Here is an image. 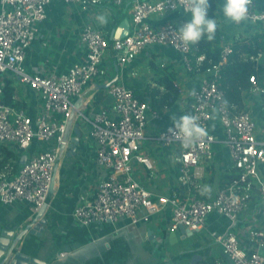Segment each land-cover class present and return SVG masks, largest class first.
I'll use <instances>...</instances> for the list:
<instances>
[{
	"label": "built area",
	"instance_id": "built-area-1",
	"mask_svg": "<svg viewBox=\"0 0 264 264\" xmlns=\"http://www.w3.org/2000/svg\"><path fill=\"white\" fill-rule=\"evenodd\" d=\"M51 1L0 0V146L18 155L16 151L28 150L34 141L44 145L13 178H0V203L27 204L33 214L45 202L75 99L90 85L106 80L105 61L110 46L116 63L123 69L149 47L162 46L179 53L186 71H193L190 45H183L174 35L187 20L164 21L157 27L149 22L151 17L178 11L190 17L185 11V0H133L126 36L114 39L110 45L101 30L84 26L80 60L63 74L56 68L49 75L33 74L26 60ZM102 1L63 0L67 4L93 6ZM122 1L115 0L117 4ZM245 22L254 26V34L264 31V0H252ZM231 51V44L223 46L221 62L205 71V79L190 93L191 102L181 114L196 117L206 135L185 146L182 138L167 133L175 122L172 121L164 123L155 137L158 144L173 153L178 172V183L167 195L152 192L137 178L142 166L153 169L150 159L141 154V147L148 123L160 119L147 101L139 99L130 87L114 84L108 92L110 109L76 111V123L80 130L88 127L97 145L96 163L106 172V176L97 178L91 196L74 208L73 217L80 226L116 224L122 219L137 226L168 209L171 230L183 226L192 233L202 229L207 217L215 213L230 222L228 233H211L213 243L222 248L224 259L195 264H264V224H257V219L264 216V127L249 111L233 113L224 102L225 91L219 79ZM8 79L18 80L26 90L34 92L40 104L38 113L34 115L24 107L4 102ZM249 80L264 111V88L256 76ZM217 143L227 148L236 175L225 187L205 189L198 186L197 180L203 176L204 161L212 156ZM245 215L251 222L246 229V245L232 231Z\"/></svg>",
	"mask_w": 264,
	"mask_h": 264
},
{
	"label": "crops",
	"instance_id": "crops-1",
	"mask_svg": "<svg viewBox=\"0 0 264 264\" xmlns=\"http://www.w3.org/2000/svg\"><path fill=\"white\" fill-rule=\"evenodd\" d=\"M133 2V0H123L121 4H117L115 0H103L101 4L93 6L52 0L46 9L47 17L40 23L36 39L29 50L26 60L28 69L38 75H49L55 70L54 68L59 74L66 73L73 62L82 58L83 49L80 42L82 28L92 25L101 30L110 42L120 38L123 30L121 24L127 19L130 26ZM215 3L217 6L215 19L220 27L222 47L231 44L232 38L236 35L249 37L254 34L252 24L244 21L237 25L222 16L220 7L223 0H215ZM100 17L104 18L103 22ZM190 18L187 14L178 11L165 17H151L149 22L153 27H157L164 21L180 23ZM262 59L264 56L259 59L258 65L264 69ZM152 64L159 67L168 66L176 75V84L180 88L175 105L167 109L164 114H159L160 119L151 120L147 125L141 154L150 159L153 169L148 170L142 166L137 172V178L141 179L152 192L167 195L178 183V172L172 160L173 153L158 144L155 137L164 123L179 119L183 109L191 102L190 93L199 87L205 79L206 72L200 74L187 72L182 56L169 47H149L132 65L124 69L112 61L109 50L105 61L106 80L90 85L75 99L74 105L81 97L91 92L78 110L93 113L110 109L112 104L108 92L114 84H124L133 89L138 96L153 79ZM11 80L15 88L13 98L21 104L18 107H24L34 115L38 113L40 104L34 92L26 90L18 80ZM258 83L264 88V77L258 79ZM108 84L110 86H107ZM94 86L97 87L96 90L92 88ZM103 91H106V94L95 103L96 96ZM243 98L246 111H249L264 127L261 98L253 88L243 93ZM75 124L76 119H74ZM81 133V141L75 155L70 153L69 157L67 153L71 150L73 131L68 137L57 170L56 189L44 214L47 220L45 229L43 232L39 231V236L26 233L18 248L20 253L37 258L44 264H165L166 262L187 264L191 263L194 257H200L201 261L224 259L222 248L213 243L211 233L221 235L228 233L230 222L215 213L207 217L204 227L199 231L192 233L186 231L182 234L178 228L171 230L168 209L151 216L148 222L137 226L129 225L125 219L116 224L93 225L88 228L80 226L73 217L74 208L91 196V189L97 178L106 176V172L96 163L97 145L91 139L88 127H81ZM217 134L220 135L218 131ZM43 148V143L34 141L28 150L16 151L18 155H15L20 160L25 156V162ZM204 162V173L201 179L197 180L198 186L205 189L221 187L220 179L223 173L232 169L227 148L222 143L215 144L212 156ZM33 215L27 204L5 206L0 203V225L6 230H14L17 233ZM263 224L264 222L261 225ZM250 225L251 222L245 215L232 229L245 245L246 229ZM186 238L191 240V245H186L188 249H184ZM181 249H184L182 254L178 253Z\"/></svg>",
	"mask_w": 264,
	"mask_h": 264
},
{
	"label": "trees",
	"instance_id": "trees-1",
	"mask_svg": "<svg viewBox=\"0 0 264 264\" xmlns=\"http://www.w3.org/2000/svg\"><path fill=\"white\" fill-rule=\"evenodd\" d=\"M209 18L215 19L216 3L209 0ZM218 30L213 41L206 38L198 45H190L193 72L200 74L222 60L223 47L221 46V32ZM110 42V41H109ZM232 51L227 55L225 64L221 67L219 84L225 91L224 102L233 113L246 111L243 93L251 90L254 86L250 83V77L258 79L264 77V69L259 66V59L264 56V31L253 34L249 37L236 35L231 42ZM204 59L201 60L200 57ZM153 79L146 85L138 98L147 101L150 109L160 115L167 109L172 108L178 98L179 88L176 84V75L170 71L168 66L159 67L152 64ZM15 88L11 79L6 80L4 88V102L18 107L21 104L15 101ZM106 91L100 92L95 98L99 102ZM22 164L18 156L9 151L6 147L0 146V178H13L21 169ZM235 169L224 172L221 179V187H225L234 177Z\"/></svg>",
	"mask_w": 264,
	"mask_h": 264
},
{
	"label": "clouds",
	"instance_id": "clouds-1",
	"mask_svg": "<svg viewBox=\"0 0 264 264\" xmlns=\"http://www.w3.org/2000/svg\"><path fill=\"white\" fill-rule=\"evenodd\" d=\"M252 0H223L221 13L224 18L234 24H241L249 18V6ZM185 11L190 14V19L175 30V38L183 45H198L206 38L207 41L215 39L218 25L216 19L209 18L210 3L209 0H185ZM101 22L103 17L99 18ZM204 59L203 56L200 57ZM167 129L171 136L182 138L185 146L206 135L196 117L185 114Z\"/></svg>",
	"mask_w": 264,
	"mask_h": 264
},
{
	"label": "water",
	"instance_id": "water-1",
	"mask_svg": "<svg viewBox=\"0 0 264 264\" xmlns=\"http://www.w3.org/2000/svg\"><path fill=\"white\" fill-rule=\"evenodd\" d=\"M121 26H122L123 30H122L120 37L122 38L128 34V30H129L128 20L126 19L121 24ZM111 42H110V45L112 44ZM110 55L112 56V61L116 64V60L114 58V53H113L111 46H110ZM109 84L111 85L112 83H109ZM109 84L107 86H110ZM92 88L94 90L97 89L96 86H94ZM90 93L91 92H88L85 97L83 96V97H81V99H79V101H77V103L74 105V108L72 109L70 117L67 121L66 131H65V134L63 137L64 143L60 146L59 151H58V155H57L56 162H55L53 172H52L49 190H48L44 204L33 215V217L30 219V221L28 223H26L22 229L17 231V233L14 230H6L0 225V264H44L37 258H31L30 256L25 255L24 253H20L18 251V248L20 246L22 237L26 233H30L31 235H35V236H39V231L43 232V230L45 229V227L47 225V220L45 219L44 214L46 212L48 204L51 201V198L53 197V194H54L55 189H56L58 166H59V163L61 161L62 154L66 148V143L68 142V137H69L71 131H73L74 136L71 138V142H70L71 150L69 153H67L68 157H69L70 153H72V155H75L76 148L78 147V145L80 144V141H81L82 133H81V130L79 128V124L76 123L74 125L76 110H78L79 107L82 106L84 99L89 97ZM25 158L26 157L23 156V158L21 159L22 165L24 164ZM178 230L181 234L186 233V231H188L183 226H179ZM170 244H172L171 241H170ZM201 260L202 259L200 257H194L191 260V263L195 264L197 262H200ZM165 264H173V263L166 262Z\"/></svg>",
	"mask_w": 264,
	"mask_h": 264
},
{
	"label": "rangeland",
	"instance_id": "rangeland-1",
	"mask_svg": "<svg viewBox=\"0 0 264 264\" xmlns=\"http://www.w3.org/2000/svg\"><path fill=\"white\" fill-rule=\"evenodd\" d=\"M261 63H264V59H262L261 60ZM264 222V216H262V217H260V218H258L257 219V224H262ZM248 229V228H247ZM185 247H184V249H188V247H186V245L188 244V245H191V243H190V239L189 238H186L185 240ZM199 241H201V240H199ZM208 242V241H207ZM217 246H215V250H217V248H216ZM184 249H181V251L180 250H178V253H180V254H182V252L184 251ZM177 253V254H178ZM175 258V256L173 257V259ZM178 264H181V263H178Z\"/></svg>",
	"mask_w": 264,
	"mask_h": 264
}]
</instances>
